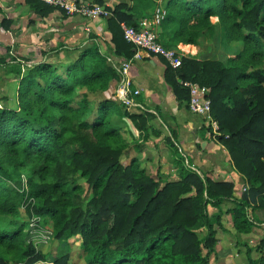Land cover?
Returning a JSON list of instances; mask_svg holds the SVG:
<instances>
[{"label":"trees","instance_id":"16d2710c","mask_svg":"<svg viewBox=\"0 0 264 264\" xmlns=\"http://www.w3.org/2000/svg\"><path fill=\"white\" fill-rule=\"evenodd\" d=\"M29 2L43 17L55 9ZM141 3L136 16L126 4L104 9L114 55L125 60L135 50L121 24L137 25L151 7L148 0ZM164 10L158 28L163 47L193 45L200 56L182 57L177 69L165 62V81L187 105L185 83L206 88L215 139L247 184L229 211L232 227L250 234L256 224L248 210L264 209V61L263 69H253L264 56V0H168ZM206 39L210 44L201 49ZM234 43L242 50L232 58ZM116 80L107 58L93 47L64 70L46 64L30 69L18 89L17 108L1 105L0 217L7 222L0 226V264L48 259L31 241L33 218L50 223L53 240L67 251L51 264H71L74 239L83 264H212L215 228L222 226L219 207L233 199V184L185 168L179 155L174 182L149 176L136 160L123 165L128 144L119 126L129 121L147 138L149 115L127 112L114 95L103 98ZM77 179L91 193L85 210L74 203L82 192ZM263 253L264 237L246 249L247 264H264Z\"/></svg>","mask_w":264,"mask_h":264},{"label":"crops","instance_id":"0c3cea01","mask_svg":"<svg viewBox=\"0 0 264 264\" xmlns=\"http://www.w3.org/2000/svg\"><path fill=\"white\" fill-rule=\"evenodd\" d=\"M81 1L103 10L126 4L133 9L131 14L135 16L140 13L139 4L142 5L141 0ZM148 1L151 7L142 14L141 20L150 18L156 5L155 0ZM108 16L86 19L54 9L43 17L29 0H0V107L17 108L18 89L26 73L34 67L46 64L64 70L93 47L114 63L125 60L114 55L106 23ZM177 49H189L191 52L187 57H200L198 48L193 45L181 44ZM165 62L159 56L140 52L131 63V85L139 91L135 101L149 115L147 138L140 137L129 121H125L126 126H119V134L128 144L121 163L127 165L136 160L149 176L174 182L179 180L176 164L179 155L200 176L214 182L232 183L233 199L219 207L222 226L215 228L217 243L211 262L247 264L246 254L243 261L240 256L264 237V231L257 227L264 223V215L256 217L260 221L255 219V214L264 209L248 210L247 217L256 224L250 234L234 231L229 211L247 189V184L234 171L225 148L217 143L214 129L204 118L190 112L186 102L177 100L164 78ZM116 85L117 80L111 82L103 98H113ZM10 102L14 105L11 106ZM216 211L209 208L211 213Z\"/></svg>","mask_w":264,"mask_h":264},{"label":"built area","instance_id":"2783aa9c","mask_svg":"<svg viewBox=\"0 0 264 264\" xmlns=\"http://www.w3.org/2000/svg\"><path fill=\"white\" fill-rule=\"evenodd\" d=\"M39 2L51 6L55 9L63 10L67 15H78L86 19L98 16H107L103 9L98 6L83 3L81 0H38ZM156 6L153 9L152 15L148 19H143L137 23L135 27L125 26L121 24L123 38L126 43L133 46L135 52L130 60H119L114 63L112 59L108 58L107 61L111 64L112 68L117 74V85L114 92V99L120 104L127 112L132 114H143L145 110L140 104H137L135 98L139 95L137 89H133L129 77V69L132 61L136 60L140 52L150 53L155 56L163 58L168 65L177 69L181 65V58L185 57V51L176 49H167L160 43L158 28L165 17V10L160 5L161 0L155 1ZM184 86L189 90V103L188 108L190 112L201 116L209 124L210 127L217 130V123L210 117V101L208 99V92L206 88L199 87L197 84L185 83ZM185 168H189L186 161H183ZM23 186L25 183L23 181ZM245 191V190H243ZM38 219L31 220L33 230H36ZM37 240L33 244L38 246L41 244H48L52 238L50 232L40 233ZM264 258V253H263ZM34 264H51L45 261H37Z\"/></svg>","mask_w":264,"mask_h":264},{"label":"rangeland","instance_id":"374dc122","mask_svg":"<svg viewBox=\"0 0 264 264\" xmlns=\"http://www.w3.org/2000/svg\"><path fill=\"white\" fill-rule=\"evenodd\" d=\"M166 2H168V0H161L160 5H162L164 7V4ZM146 18H149V17H146ZM211 22H212V24H215V25L218 24L217 23L218 21H217L216 18H212L211 19ZM209 44H210V41L206 39V42L201 45V49L202 48H206ZM179 45H181V44L175 45L176 46L175 49L172 48V47L170 49L176 50ZM229 47H230V44H229L228 48ZM241 50H242V48H241L240 44L239 43H234V44H232V49L229 51L228 56L234 58L237 54H239L241 52ZM189 52H191V51H189V49H187L185 51V56L186 57L189 55ZM205 53H206V50H204L202 54H205ZM263 61H264V56H262V58L260 60L259 59H256V62L257 63H256V66L253 69H257V68L263 69ZM80 92H82V91H80ZM10 105L13 106L14 103L13 102H10ZM21 179H22V182L24 181V183L26 184L27 177L25 175H23L21 177ZM49 181H50V179H49ZM76 184L78 186H80L82 192L79 193V194H77L78 196L76 198H74V203L76 205H80L82 207V209L85 210L87 203L91 199V193L88 190L87 185H86V183H85V181L83 179H77L76 180ZM25 189H27V186L25 187ZM23 213L24 212L21 209L19 211V216L24 219V214ZM255 215H257V216H255L256 221H260L257 218L260 215H264V210H262V212H260L259 214H255ZM20 217H19L18 221L21 220ZM6 222L7 221L5 219H3V218L0 217V226L1 225L4 226ZM38 222H40L39 219H38ZM30 226H31V222L29 223L28 228H30ZM257 227H259L261 231H264V227L263 226H257ZM45 232H50L52 234L51 240L48 242V244H41V245L36 246V248L38 249V252H40L43 255H47L48 256V259H45V262L51 263V261H52L53 258H56L57 256H61V255L65 254L67 251L66 250H62L61 247H60V245L53 240L52 228H51L50 223H47V222L45 224L43 223V225L42 224H40V225L37 224L36 230H33L32 227L30 228L29 235H30L31 241L32 242L33 241L35 242L37 240V237H39L38 235H41L40 233H45ZM261 238H263V237H261ZM70 244H71L70 251L68 252L70 254V257H71L70 263L71 264H83V255H82L81 250L78 247L79 239H74V241L71 242ZM255 245H253L251 248H253ZM242 254H243V256H240L241 257V261H243V259H244L245 252H242ZM16 264H22V263H16ZM239 264H241V263H239Z\"/></svg>","mask_w":264,"mask_h":264}]
</instances>
